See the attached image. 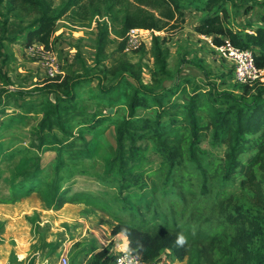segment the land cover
<instances>
[{
    "label": "trees",
    "instance_id": "1",
    "mask_svg": "<svg viewBox=\"0 0 264 264\" xmlns=\"http://www.w3.org/2000/svg\"><path fill=\"white\" fill-rule=\"evenodd\" d=\"M3 1L0 0V13ZM229 1L21 0L27 9L16 17V21L3 20L0 14V79L4 82L0 97L7 95L14 100L39 98L37 106L30 103L31 107L27 109V113L34 110L44 115L31 131L36 138L32 144L39 150L59 145L57 150L60 153L70 151L65 160L71 164L94 159L93 155L98 157L100 154L103 137L91 145L82 131L71 134L63 126V115L74 110L79 88L96 80L100 103H110L109 108L120 103L126 106L127 113L116 120L113 114L86 111L83 105L82 125L91 131L111 119L109 121L116 126L115 146L109 144L106 157L101 155L97 160L100 158L105 166L100 180L104 185L117 189L112 197L118 204L117 211L104 205L103 197L97 196L95 201L116 222L111 235H124L129 241V251L139 256L144 264H157L164 256L172 262H183L191 251L192 243L200 244L197 250L200 249L199 254L208 264H220L215 260V253L219 250L225 252L226 264H264V212L258 210V207L264 210V83L237 82L241 89L238 94L216 90L202 93L196 88L189 102L180 106L166 105L163 99L178 88V80L171 86L156 89L144 84L140 77H134L133 93L129 95L127 89V94L120 89L122 84L128 88L133 85L129 81H120L126 76L123 75L118 83L106 86L101 73H94L80 61L79 69L71 65L64 74L49 77L42 88L25 91L12 89V81L4 69L9 59L2 50L6 42L26 48L39 43L44 44L47 50L54 49L58 40L55 37L58 22L70 15L76 23L88 21L92 24L94 21L98 66L111 25L122 39L121 51L125 50V39L131 29L149 30L153 32L152 79L159 83L173 75L169 51L164 47L166 40L156 32L164 31L179 17L184 20L185 10L194 8L203 14L196 27L198 33L213 37L216 46L229 39L235 47L253 50L257 66L264 69V26H258L253 33L234 30L233 21L229 20ZM231 1L235 7L238 6L236 0ZM252 9L247 7L244 14L248 15ZM261 21L264 23V14ZM251 25L252 22H246L247 27L251 28ZM12 30L19 34H10ZM141 48L144 49L145 45ZM185 62L186 59L182 64ZM152 107L158 110L155 118L138 115L139 108ZM89 112H92V118L87 115ZM166 117L170 118V125L164 126ZM205 118L207 122H204ZM56 127L66 137L58 139L54 134ZM171 129L177 137L165 135ZM138 131L154 141L159 150L158 161H149L145 156L143 148L137 144ZM207 132L216 142H226L228 148L223 159H212L201 149ZM254 150L255 155L245 163L243 155ZM30 164L18 165L11 182V198L1 202L17 201L34 190L41 192L42 183L48 186V207L72 202L67 197L68 191L61 185L63 157H58L51 182L46 181L41 157H36ZM240 177L243 190L257 205L254 212L229 192V187ZM69 255L70 264H114L117 258L111 245L98 250L94 244L82 242H77Z\"/></svg>",
    "mask_w": 264,
    "mask_h": 264
},
{
    "label": "rangeland",
    "instance_id": "2",
    "mask_svg": "<svg viewBox=\"0 0 264 264\" xmlns=\"http://www.w3.org/2000/svg\"><path fill=\"white\" fill-rule=\"evenodd\" d=\"M238 6L233 5V1L228 2L229 20L233 21L234 30H246L249 33L264 26L261 15L264 14V0L256 2H246L236 0ZM253 7L251 12L244 14L247 7ZM26 5L21 0H4L1 8L3 20L16 21V17L25 13ZM202 13L190 8L184 12V20L178 18L174 23L162 32H156L165 38L164 47L169 51V63L172 68V78L154 82V59L151 53L153 32L146 31L144 49L132 53L121 51L122 39L115 33L111 25L106 47L100 55L99 65L96 66V38L93 31L94 21L76 23L70 16H65L58 22V30L55 37L58 38L54 49L47 50L44 44H35L50 52L60 63V74L69 66L74 69L80 68V61L84 62L94 73H101L105 77V85H113L124 76L122 82H131L129 88L122 84L121 92L128 90L129 95L133 93L134 77H140L144 84L159 89L162 86H171L177 80L178 88H174L163 99V103L183 105L189 102L194 95V89L202 93L216 90L220 93L232 92L241 93V89L234 79L232 65L221 58L216 49L214 38L201 35L196 31V27L201 23ZM252 22L246 26V22ZM12 29V27H11ZM17 36L19 33L12 30L11 33ZM23 37V35H20ZM25 37V36H24ZM128 37V35H127ZM127 37L125 41L127 40ZM225 42H230L225 39ZM231 43V42H230ZM32 47V48H34ZM44 50V51H45ZM30 48L20 44L6 42L2 52L8 57V63L4 66L5 72L11 79L12 89L25 91H35L48 83L49 76L44 72L41 65L40 55L37 49L33 53ZM99 59V58H98ZM186 62L182 64V61ZM2 59H0V63ZM180 68V69H179ZM178 77V78H177ZM180 81V82H179ZM3 80L0 79V93L4 87ZM78 96L75 100L72 111L63 115V126L66 132L76 134L82 131L84 138L91 141V145L102 137L103 149L99 156L106 157V150L109 144H116V126L111 119L105 120L99 127L89 131L82 125V113L84 106L86 111H103L102 115L113 114V118L119 119L127 113L124 103H120L115 108H109L110 103H100L97 81L77 90ZM39 98H29L14 100L7 95L0 97V264H62V256L66 255L70 264V251L77 242L86 245L94 244L98 250L111 245L112 253L119 255L121 246L114 244L112 239V229L116 222L106 213L104 207L95 201V197L105 198L104 205L109 209L117 211L118 204L112 200L117 192L115 187H108L103 184L99 176L104 174L105 166L94 159H83L76 164H71L65 160L70 151L59 152L57 146L54 148L43 147L39 150L34 144L35 136L32 129L38 126L43 119V113L30 112L27 109L39 104ZM17 102V103H16ZM153 104V103H152ZM84 105V106H83ZM157 106L156 104H153ZM33 107V106H32ZM34 109V108H33ZM126 110V111H125ZM158 110L156 107L148 109H138V115L143 117H154ZM90 118L92 112L87 113ZM170 118L163 120V125H170ZM208 119L205 118L204 122ZM84 123V122H83ZM85 129V130H83ZM54 134L58 139L66 137L58 127L54 128ZM137 144L140 145L149 161L159 160V150L154 141L143 136L141 131L137 132ZM167 137L177 134L167 130ZM206 155L212 159H223L227 152V144L224 141L216 142L212 134L207 132L203 136L200 145ZM45 149V150H44ZM256 150L243 155L246 163ZM64 159L61 168V185L66 189L67 197L72 202L61 204L60 207H48L47 197L48 186L42 183V191H32L28 196L17 201L3 203L2 199L11 198L12 178L16 168L20 164L29 165L36 157H41V168L46 172V181L51 182L52 176L56 173L55 165L58 157ZM209 158V159H210ZM32 165V164H30ZM242 177L229 187V192L240 200L247 209L253 212L257 209L256 203L250 199L241 185ZM126 195V192L124 193ZM46 195V197H45ZM264 212L263 209H259ZM114 238V237H113ZM58 248L55 249L54 246ZM200 244L192 243L191 251L183 262L170 260L164 256L157 264H208L199 254ZM215 260L220 264H226L227 257L223 250L215 253Z\"/></svg>",
    "mask_w": 264,
    "mask_h": 264
},
{
    "label": "built area",
    "instance_id": "3",
    "mask_svg": "<svg viewBox=\"0 0 264 264\" xmlns=\"http://www.w3.org/2000/svg\"><path fill=\"white\" fill-rule=\"evenodd\" d=\"M146 31L138 28L131 29L125 46L126 53H132L140 49L145 40ZM35 46V45H34ZM32 46V47H34ZM218 55L228 61L234 68V79L240 84H253L255 82L264 83V69H260L255 60V55L251 49H242L235 47L230 42H225L221 46L212 45ZM30 47V52L40 55L41 65L44 72L49 77H56L60 73V63L47 50L41 47ZM45 50V51H44ZM62 264H69L68 257L62 256ZM114 264H144L139 256L133 254L129 249L121 250Z\"/></svg>",
    "mask_w": 264,
    "mask_h": 264
},
{
    "label": "crops",
    "instance_id": "4",
    "mask_svg": "<svg viewBox=\"0 0 264 264\" xmlns=\"http://www.w3.org/2000/svg\"><path fill=\"white\" fill-rule=\"evenodd\" d=\"M212 38V37H211ZM216 46V45H215ZM114 237V238H113ZM111 240H114V244L118 245V247H122L121 250H126L128 249L129 246V241L128 239L124 236V235H117V236H113Z\"/></svg>",
    "mask_w": 264,
    "mask_h": 264
},
{
    "label": "clouds",
    "instance_id": "5",
    "mask_svg": "<svg viewBox=\"0 0 264 264\" xmlns=\"http://www.w3.org/2000/svg\"><path fill=\"white\" fill-rule=\"evenodd\" d=\"M181 242H183V237H181Z\"/></svg>",
    "mask_w": 264,
    "mask_h": 264
}]
</instances>
